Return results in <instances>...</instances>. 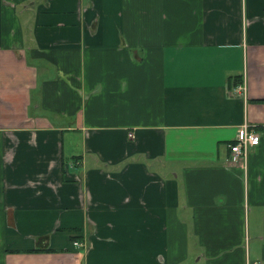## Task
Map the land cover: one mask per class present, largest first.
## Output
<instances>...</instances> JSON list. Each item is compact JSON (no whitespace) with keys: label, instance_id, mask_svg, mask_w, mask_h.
Masks as SVG:
<instances>
[{"label":"crops","instance_id":"1","mask_svg":"<svg viewBox=\"0 0 264 264\" xmlns=\"http://www.w3.org/2000/svg\"><path fill=\"white\" fill-rule=\"evenodd\" d=\"M257 262L264 0H0V264Z\"/></svg>","mask_w":264,"mask_h":264},{"label":"built area","instance_id":"2","mask_svg":"<svg viewBox=\"0 0 264 264\" xmlns=\"http://www.w3.org/2000/svg\"><path fill=\"white\" fill-rule=\"evenodd\" d=\"M246 89L245 83L238 84L235 86L234 91L237 93H242ZM133 136V134H131ZM261 141L260 133L257 130V127L250 126L249 123H244L241 126L239 134L236 140L229 144L231 150L230 159L232 162H243L246 161L247 152L249 146L258 145ZM75 244L80 246L83 242L75 241ZM256 264H262L261 262H257Z\"/></svg>","mask_w":264,"mask_h":264},{"label":"rangeland","instance_id":"3","mask_svg":"<svg viewBox=\"0 0 264 264\" xmlns=\"http://www.w3.org/2000/svg\"><path fill=\"white\" fill-rule=\"evenodd\" d=\"M47 113H48L47 115H50L49 112H47ZM64 121H65L66 124H71V125H77L78 124L77 117H76L75 114L72 117H69L68 119H65ZM68 137H69V135L67 133L66 134V140H68ZM69 143H70V141H69ZM72 143H76V141H72ZM68 152H70V151H68Z\"/></svg>","mask_w":264,"mask_h":264},{"label":"trees","instance_id":"4","mask_svg":"<svg viewBox=\"0 0 264 264\" xmlns=\"http://www.w3.org/2000/svg\"><path fill=\"white\" fill-rule=\"evenodd\" d=\"M43 248H35V249H33L32 251H40V250H42Z\"/></svg>","mask_w":264,"mask_h":264}]
</instances>
